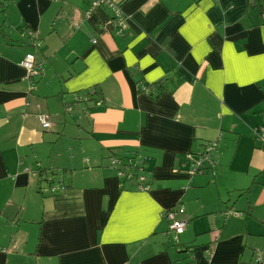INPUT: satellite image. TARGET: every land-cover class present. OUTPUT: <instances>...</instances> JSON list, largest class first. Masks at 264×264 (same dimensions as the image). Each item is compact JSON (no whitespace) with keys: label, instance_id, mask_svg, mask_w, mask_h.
<instances>
[{"label":"crops","instance_id":"obj_1","mask_svg":"<svg viewBox=\"0 0 264 264\" xmlns=\"http://www.w3.org/2000/svg\"><path fill=\"white\" fill-rule=\"evenodd\" d=\"M252 1L123 0L113 35L96 29L112 11L88 0H9L0 264H264V14ZM28 53L41 68L31 83ZM169 77L181 83L156 98L141 90ZM138 149L142 189L108 167ZM179 207L187 226L172 236Z\"/></svg>","mask_w":264,"mask_h":264},{"label":"built area","instance_id":"obj_2","mask_svg":"<svg viewBox=\"0 0 264 264\" xmlns=\"http://www.w3.org/2000/svg\"><path fill=\"white\" fill-rule=\"evenodd\" d=\"M122 1L123 0H88L90 11L100 6L107 7L112 11V17L106 23H104V25L96 26V29L98 31L108 32L110 34L112 33L113 35H119V34H122L123 31H125L127 24H126V18L123 12L121 11V7H120ZM91 42L94 43L95 38H92ZM21 65L25 68L27 72V78L30 81V83L32 79L38 76L39 73L41 72L40 66L35 65L34 56L30 53L26 54V56L22 60ZM37 118L43 128H49L50 122L48 121L46 116L39 114ZM257 134H258L259 139L262 142H264V129L261 128L260 130H258ZM215 148H216V144L210 142L208 146L204 148L201 156L207 161L210 160L212 157L211 155L213 151L215 150ZM111 166L112 167L114 166V162L111 163ZM194 166L197 169L202 167L200 162L195 163ZM118 176H120L119 172H118ZM140 189L142 188L140 187ZM43 191L54 192L56 190L53 188L51 189L45 188L43 189ZM179 213H183V209L181 207L175 210H169L166 213L169 230L173 232L175 236H180L181 234H183L187 226L186 221L175 219L176 215ZM260 259L261 258H258V260Z\"/></svg>","mask_w":264,"mask_h":264},{"label":"trees","instance_id":"obj_3","mask_svg":"<svg viewBox=\"0 0 264 264\" xmlns=\"http://www.w3.org/2000/svg\"><path fill=\"white\" fill-rule=\"evenodd\" d=\"M253 7L257 10V13L261 16L264 14V0H253ZM8 3L6 0H0V11L5 13V10L8 7ZM1 35V32H0ZM181 83L180 79L177 78H164L159 80L157 83L153 84V87L156 89L155 92H150V89L147 88L145 85L141 90L146 92L150 97L156 98L158 97L163 91H166L170 88H175ZM150 92V93H149ZM260 128H256V133ZM256 139L262 142L258 135H256ZM264 144V142H262ZM215 160V159H214ZM150 161V156H148L147 150H134V151H122L118 154H113L112 157L108 161V167L114 168L117 173L119 172V179L122 181V184H133L135 183L136 187H144V172L143 169L146 168L147 162ZM114 162V166H111V163ZM41 176V175H40ZM131 183H128V182ZM45 188L51 189L53 187L46 186ZM43 187L39 192L44 193ZM55 193L48 192L47 194Z\"/></svg>","mask_w":264,"mask_h":264},{"label":"rangeland","instance_id":"obj_4","mask_svg":"<svg viewBox=\"0 0 264 264\" xmlns=\"http://www.w3.org/2000/svg\"><path fill=\"white\" fill-rule=\"evenodd\" d=\"M3 1V0H2ZM8 4H10V2H9V0H7L6 1ZM7 16H8V13H3V12H1L0 11V23L1 24H6V26H8V23H7ZM75 111H78V110H75ZM78 112H76V113H74V114H72L71 116H72V119L73 120H71V124H72V126L73 127H77V126H79V122H78V120H79V114H77ZM60 114H61V116L59 117V121L61 122V123H63V119H66V120H70V116H69V114L67 113V112H63L62 111V113H61V111H60ZM53 120H55V118L53 117ZM54 122V121H53ZM51 125V124H50ZM85 144H86V142H82V145L83 146H85ZM218 144H219V142H218ZM77 153V150H76V148L74 147L73 148V155H75ZM81 152H78V155L80 154ZM216 153V152H215ZM215 153H214V156H215ZM217 154V153H216ZM47 175H49V174H46V176H45V178L47 177ZM42 179V178H41ZM44 183H46L45 181H44ZM233 198H235V196L233 197ZM170 234H172V236H174V233L172 232V233H170ZM181 239H183V237H181ZM173 240V239H172ZM175 240L176 241H178L177 240V238H175Z\"/></svg>","mask_w":264,"mask_h":264}]
</instances>
